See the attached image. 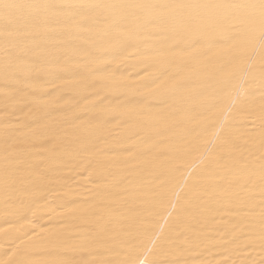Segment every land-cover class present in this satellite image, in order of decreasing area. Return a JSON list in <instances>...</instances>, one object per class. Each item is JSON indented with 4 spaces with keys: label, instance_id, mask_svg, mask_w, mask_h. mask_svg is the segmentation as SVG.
I'll return each instance as SVG.
<instances>
[{
    "label": "bare ground",
    "instance_id": "6f19581e",
    "mask_svg": "<svg viewBox=\"0 0 264 264\" xmlns=\"http://www.w3.org/2000/svg\"><path fill=\"white\" fill-rule=\"evenodd\" d=\"M0 264H264V0H0Z\"/></svg>",
    "mask_w": 264,
    "mask_h": 264
}]
</instances>
